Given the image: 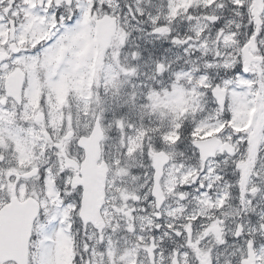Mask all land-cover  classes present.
<instances>
[{"label": "snow or ice", "instance_id": "snow-or-ice-1", "mask_svg": "<svg viewBox=\"0 0 264 264\" xmlns=\"http://www.w3.org/2000/svg\"><path fill=\"white\" fill-rule=\"evenodd\" d=\"M0 264H264V0H0Z\"/></svg>", "mask_w": 264, "mask_h": 264}]
</instances>
